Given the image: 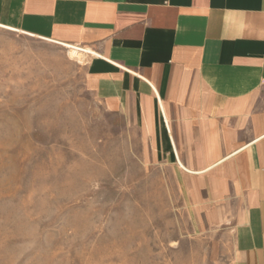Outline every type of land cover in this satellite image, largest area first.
<instances>
[{"label":"crops","instance_id":"obj_1","mask_svg":"<svg viewBox=\"0 0 264 264\" xmlns=\"http://www.w3.org/2000/svg\"><path fill=\"white\" fill-rule=\"evenodd\" d=\"M0 26L75 45L199 221L232 222V264H264V0H0Z\"/></svg>","mask_w":264,"mask_h":264},{"label":"rangeland","instance_id":"obj_2","mask_svg":"<svg viewBox=\"0 0 264 264\" xmlns=\"http://www.w3.org/2000/svg\"><path fill=\"white\" fill-rule=\"evenodd\" d=\"M70 50L0 26V264H232V222L199 221Z\"/></svg>","mask_w":264,"mask_h":264},{"label":"bare ground","instance_id":"obj_3","mask_svg":"<svg viewBox=\"0 0 264 264\" xmlns=\"http://www.w3.org/2000/svg\"><path fill=\"white\" fill-rule=\"evenodd\" d=\"M49 41H53V42H56V43H60L58 41H55V40H51V39H47ZM66 47H69L71 48L70 50V53L72 54L73 57H78V55L80 54L79 51H78V48L75 46V45H71V44H68V43H60ZM80 49V48H79ZM90 52V51H89ZM92 52V51H91ZM81 60V59H80Z\"/></svg>","mask_w":264,"mask_h":264}]
</instances>
